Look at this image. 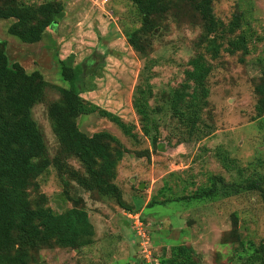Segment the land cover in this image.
<instances>
[{
  "label": "rangeland",
  "instance_id": "obj_1",
  "mask_svg": "<svg viewBox=\"0 0 264 264\" xmlns=\"http://www.w3.org/2000/svg\"><path fill=\"white\" fill-rule=\"evenodd\" d=\"M14 1H57L64 11L34 44L8 34L13 19L0 20L8 64L40 72L46 85L30 114L54 162L30 186L29 197L44 195L55 213L83 207L94 228L90 244L74 250L50 243L31 251L29 264H185L181 247L194 264H264V114L256 111L255 93L264 71V0H213L223 28L234 15L240 20L232 33L217 30L223 46L215 59L200 42L204 24L191 0ZM147 23L155 28L143 33L147 47L140 54L126 37ZM239 35L245 50L230 54L229 40ZM70 54L73 65L90 61L94 67L80 97L132 126L129 137L98 114L75 118L82 132L106 131L127 150L114 180L125 208L115 196L88 189L85 168L52 132L48 107L69 87L57 58ZM200 55L211 67L209 95L191 132L173 116L170 99L188 61ZM138 94L150 109L147 136L133 105ZM214 179L216 194L198 197Z\"/></svg>",
  "mask_w": 264,
  "mask_h": 264
},
{
  "label": "trees",
  "instance_id": "obj_2",
  "mask_svg": "<svg viewBox=\"0 0 264 264\" xmlns=\"http://www.w3.org/2000/svg\"><path fill=\"white\" fill-rule=\"evenodd\" d=\"M191 1L204 24L200 42L204 43V51L215 59L223 46L217 30L221 33L234 32L240 26L239 17L234 15L229 25L223 28V23L213 15V0ZM63 17V8L57 1L21 6L14 0H4L0 6V20H14L7 29L8 34L25 44L39 42L44 32ZM154 28L153 23H147L131 32L126 37L127 44L133 51L143 54L147 45L142 35ZM244 43L245 38L239 35L229 40L230 48L226 50L230 54L245 50ZM4 45L5 42H0V264H29L33 261L30 252L50 243L74 250L90 244L94 228L83 207L72 206L55 213L46 206L44 195L40 194L35 199L29 197L30 186L34 184L35 187L36 179L54 162L48 159L42 135L30 114L31 108L41 101L46 85L40 72L28 73L17 63L9 65ZM57 64L61 80L69 87L63 90L60 101L52 102L48 107L52 132L62 151L74 156L85 168L90 178L88 189L115 196L119 207L125 208L114 180L116 164L127 150L106 131L92 135L82 132L75 118L98 114L129 137L134 136L132 126L80 97L84 91L85 75L94 72L90 61L87 65H73L74 56L70 54L62 60L57 58ZM188 66L190 69L184 71V82L172 93L170 108L173 116L189 125L192 132L209 95L205 82L211 67L201 55L190 59ZM255 93L258 95L256 111L264 114V71ZM143 99L139 95L133 105L142 123V133L147 136L150 109ZM214 181L213 187L201 190L197 196L208 198L215 195L217 188ZM233 225L236 226L235 221ZM178 251L185 264H194L189 261L184 248Z\"/></svg>",
  "mask_w": 264,
  "mask_h": 264
},
{
  "label": "built area",
  "instance_id": "obj_3",
  "mask_svg": "<svg viewBox=\"0 0 264 264\" xmlns=\"http://www.w3.org/2000/svg\"><path fill=\"white\" fill-rule=\"evenodd\" d=\"M135 218H137V217H135ZM134 223L136 224V227L137 228H141L142 226V223L139 221V219H135V221H134Z\"/></svg>",
  "mask_w": 264,
  "mask_h": 264
}]
</instances>
